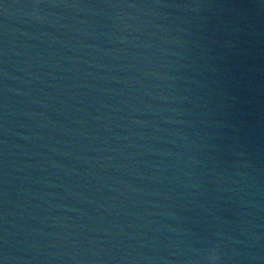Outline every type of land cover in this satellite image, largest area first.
<instances>
[{"label":"water","instance_id":"1","mask_svg":"<svg viewBox=\"0 0 264 264\" xmlns=\"http://www.w3.org/2000/svg\"><path fill=\"white\" fill-rule=\"evenodd\" d=\"M0 264H264V106L142 0H0Z\"/></svg>","mask_w":264,"mask_h":264}]
</instances>
